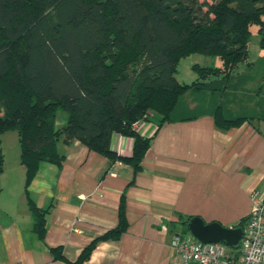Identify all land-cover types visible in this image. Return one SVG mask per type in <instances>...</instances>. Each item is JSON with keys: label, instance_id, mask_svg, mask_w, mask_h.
Listing matches in <instances>:
<instances>
[{"label": "trees", "instance_id": "obj_1", "mask_svg": "<svg viewBox=\"0 0 264 264\" xmlns=\"http://www.w3.org/2000/svg\"><path fill=\"white\" fill-rule=\"evenodd\" d=\"M253 26L264 49V0H0V135L17 133L26 193L41 161L62 162L58 142L78 140L110 162L139 171L152 136L141 135L133 124L159 127L173 120L186 92L224 90L240 65L251 67ZM195 53L217 57L221 65L195 63L197 77L180 82L179 62ZM59 112L65 116L62 126L56 125ZM213 119L230 129L253 118L226 117L218 105ZM113 132L132 138L130 156L110 148ZM3 167L0 143V173ZM27 203L42 239L48 209L28 195ZM192 217L182 221L184 233ZM127 227L122 192L113 228L73 260L61 246L49 253L66 264H82L97 242L117 240Z\"/></svg>", "mask_w": 264, "mask_h": 264}, {"label": "crops", "instance_id": "obj_2", "mask_svg": "<svg viewBox=\"0 0 264 264\" xmlns=\"http://www.w3.org/2000/svg\"><path fill=\"white\" fill-rule=\"evenodd\" d=\"M241 73L224 90L186 92L172 121L159 127L133 124L141 135L152 136L137 172L78 140L58 142L62 162L41 161L26 193L17 133L11 132V143L4 144L2 133L0 264H66L49 253L56 246L75 259L93 238L117 224L122 192L127 230L117 240L97 242L82 264H183L170 242L173 233H184L182 221L188 216L235 227L250 212L251 193L264 196V112L257 111L264 107V97ZM237 89L247 93L236 95ZM243 97L245 108L232 111L230 105ZM218 105L226 117L253 119L220 128L213 119ZM132 143L116 132L110 137V148L122 156L131 155ZM27 195L48 209L42 239L34 231Z\"/></svg>", "mask_w": 264, "mask_h": 264}, {"label": "built area", "instance_id": "obj_3", "mask_svg": "<svg viewBox=\"0 0 264 264\" xmlns=\"http://www.w3.org/2000/svg\"><path fill=\"white\" fill-rule=\"evenodd\" d=\"M251 201L242 237L235 247L224 243H203L189 233H173L170 246L183 264H264V196L254 190Z\"/></svg>", "mask_w": 264, "mask_h": 264}, {"label": "rangeland", "instance_id": "obj_4", "mask_svg": "<svg viewBox=\"0 0 264 264\" xmlns=\"http://www.w3.org/2000/svg\"><path fill=\"white\" fill-rule=\"evenodd\" d=\"M248 60L250 63H252L250 69L246 70L245 72H242L245 70L244 69L245 65H240L236 70V74H240L242 72L241 75H245L243 80H246L249 82V84L256 86L260 90V93H259L260 97H264V49L260 48L259 46V35L256 31L255 26L251 28V34L248 40ZM195 63L201 66H213V67H218L221 65V62L217 57H211V56L197 54V53L191 54L183 58L178 64V71H177L176 76L180 82L189 83L197 77V72L192 69V65ZM235 78L236 77H233V79ZM229 85H231V82H229L228 86ZM239 92L247 93L246 91H243V90L241 91L240 89H237L236 95H243V94H240ZM245 104H246V99L245 97H243L241 101L237 100L236 102H233L230 105L232 106L231 110L233 111L235 107H238V108L241 107V109L243 110L245 108L244 107ZM181 105L182 107H184L185 105L184 102H182ZM231 110L230 112H232ZM257 111L264 112V107H262L260 110H257ZM246 112L248 113L250 111L248 110ZM64 117H65L64 113H60V112L58 113V117L56 121L57 126L64 124L65 122ZM11 132H13V130H9V132L7 131L6 134L1 136L3 144L8 142V139L10 140V143H11V135H12L10 134Z\"/></svg>", "mask_w": 264, "mask_h": 264}, {"label": "water", "instance_id": "obj_5", "mask_svg": "<svg viewBox=\"0 0 264 264\" xmlns=\"http://www.w3.org/2000/svg\"><path fill=\"white\" fill-rule=\"evenodd\" d=\"M185 231L203 243H224L227 246L235 247L242 237V227H226L218 221L205 222L199 216L190 218Z\"/></svg>", "mask_w": 264, "mask_h": 264}]
</instances>
